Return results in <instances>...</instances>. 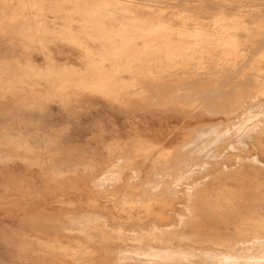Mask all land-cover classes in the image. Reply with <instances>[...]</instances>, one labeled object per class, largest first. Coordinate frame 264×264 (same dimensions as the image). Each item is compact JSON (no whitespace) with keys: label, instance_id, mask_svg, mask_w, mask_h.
Masks as SVG:
<instances>
[{"label":"rangeland","instance_id":"1","mask_svg":"<svg viewBox=\"0 0 264 264\" xmlns=\"http://www.w3.org/2000/svg\"><path fill=\"white\" fill-rule=\"evenodd\" d=\"M261 1L0 0V146L13 152L12 136L38 130L62 148L31 139L0 158V211L29 227L0 239L10 264H127L137 242L119 236L152 224L148 204L178 235V264H264V246L248 257L243 242L255 230L264 241ZM151 15L163 19L159 30L135 36ZM100 80L105 90L94 88ZM23 97L35 101L15 106ZM239 118L247 124L238 137L219 126L195 131ZM135 140L157 148L144 153ZM116 141L125 147L113 153L106 145ZM231 153L240 155L221 164ZM197 154L200 166L178 183L171 165ZM89 213L107 232L85 230Z\"/></svg>","mask_w":264,"mask_h":264},{"label":"bare ground","instance_id":"2","mask_svg":"<svg viewBox=\"0 0 264 264\" xmlns=\"http://www.w3.org/2000/svg\"><path fill=\"white\" fill-rule=\"evenodd\" d=\"M259 1V0H258ZM262 1L260 0V3H261ZM216 3V2H215ZM257 3V2H256ZM259 3V2H258ZM264 4V3H263ZM104 5V4H103ZM2 6V5H1ZM191 7V6H190ZM6 8V7H5ZM42 8V7H41ZM245 8V7H244ZM263 8V7H262ZM261 7H260V9H262ZM258 9V8H257ZM231 11V10H230ZM5 13V12H4ZM257 15H255V20H258V19H256L257 17H256ZM211 17V16H210ZM258 18H260L261 19V17H258ZM244 19V18H243ZM246 19V18H245ZM141 20V22L143 23V25L144 24H146V23H148V24H151L152 26H146V27H144V28H140L139 30H137V34L135 35V36H142V35H146V36H148V37H150L151 38V32L152 31H157V30H159V28L161 27V23H163V19H160V18H154V17H152V15L151 16H148V17H146V18H144V19H140ZM139 21V20H138ZM247 23H249V22H247ZM139 24V23H138ZM136 26V25H135ZM137 27V26H136ZM124 31H126V30H134L133 28H130V26L128 27V25H126V24H123V26L121 27ZM137 29V28H136ZM259 29V28H258ZM121 30V29H120ZM131 31V32H132ZM130 32V31H129ZM183 35V34H182ZM188 35H189V33H188ZM184 36V35H183ZM190 36H192V35H190ZM239 36H240V34H239ZM33 37H34V35H33ZM187 39V38H186ZM263 39V38H262ZM261 39V40H262ZM256 40H258V39H256ZM264 40V39H263ZM184 41H186V40H184ZM189 42V41H188ZM187 42V43H188ZM249 43V42H248ZM255 43V42H254ZM260 44L261 43H263L262 41L261 42H259ZM264 44V43H263ZM262 45V44H261ZM184 46H186V44L184 43ZM189 46V45H188ZM257 46V45H256ZM258 46H259V44H258ZM257 46V47H258ZM187 47V46H186ZM256 49H259V48H256ZM199 50V49H198ZM225 50V49H224ZM260 50V49H259ZM257 51V50H256ZM200 52H202V51H200ZM236 52V51H235ZM234 52V53H235ZM255 52V51H254ZM14 53V52H13ZM206 54H207V51H206ZM224 53H223V51H222V55H223ZM228 54V53H227ZM240 54H241V52H240ZM250 54H251V52H250ZM249 54V55H250ZM254 54V53H253ZM206 56V55H205ZM229 56H230V54H229ZM236 56V55H235ZM239 55L237 54V56L236 57H238ZM249 57V56H248ZM33 60H34V58H33ZM230 60V59H229ZM241 61V60H240ZM244 61V60H243ZM35 62V61H34ZM238 62V61H237ZM236 62V63H237ZM182 63V62H181ZM239 63V62H238ZM29 67L31 68V69H33V70H35V71H38V72H48V73H51L52 71L51 70H49V69H46L45 68V71H42L40 68H38L37 67V65L36 64H32L30 61H29ZM69 68V67H68ZM68 68H65L64 67V69H68ZM237 68V67H236ZM256 74V73H255ZM1 76V75H0ZM3 76V75H2ZM6 77H7V75H5ZM10 76H12V75H10ZM21 76V75H20ZM263 77V76H262ZM1 79H3L2 77H1ZM0 79V80H1ZM8 79V78H7ZM15 79V78H14ZM53 79V78H52ZM2 81V80H1ZM10 81V80H9ZM14 81V80H13ZM109 81V80H108ZM264 82V81H263ZM254 85V84H253ZM106 86H107V83L106 82H104V81H99L98 83H96L95 85H94V88L95 89H106ZM264 87V86H263ZM13 93V92H12ZM11 93V94H12ZM254 94V93H253ZM96 97V96H95ZM216 98V97H215ZM22 100H18V102H17V105H15V104H11V110H14V109H16V108H14L15 106H22V105H24V103L25 104H27V103H33L34 101H35V99L34 98H32V97H23V98H21ZM100 99V98H99ZM203 99V98H202ZM38 100V99H37ZM65 100V99H64ZM245 100V99H244ZM116 101V100H115ZM240 101V100H239ZM238 101V102H239ZM242 102V101H241ZM240 102V103H241ZM13 105H15V106H13ZM244 105V103H242L240 106L242 107ZM239 106V107H240ZM238 108V107H237ZM234 109V108H233ZM232 109V110H233ZM4 110V109H3ZM6 110V109H5ZM11 110L9 111V112H6V113H4V114H7V115H10V116H12L13 115V117L14 118H16L17 116V114H16V112H11ZM219 110V109H218ZM38 113V112H37ZM244 117V116H243ZM263 117V116H262ZM238 118V117H237ZM259 119H257V121H258ZM254 122V121H253ZM260 122H261V120H260ZM246 122L244 121V118H239V119H236V120H232V121H230L229 123H225L224 121H223V123H219L218 125H216V122L215 123H209V124H203V125H198L196 128H195V131L196 130H200V129H202V130H208V129H210V128H212V127H214V126H219V127H221V128H227V131L230 133V138H234V137H238V136H241L242 134H243V130H242V128H244L245 127V125H243V124H245ZM247 124V123H246ZM249 125H251V124H249ZM250 127V126H249ZM13 130V129H12ZM15 130V129H14ZM264 130V129H263ZM14 132H16V130L14 131ZM227 132V133H228ZM264 132V131H263ZM260 134V133H259ZM262 134V133H261ZM264 134V133H263ZM262 134V135H263ZM70 136V135H69ZM9 137H11V136H9ZM12 137H15V140H13V141H15V143H16V147H15V150L12 152V151H6L4 148H3V146H0V158H2L3 157V155H6V154H11V153H17V152H20V149H21V143H23V144H29L30 145V140L32 139L33 141H34V143H36V145L38 146V148L39 149H46V150H48V151H51V152H57V151H59V150H62V148L60 147V145L58 144V139H57V137H56V135H54V134H51V133H49V132H47V133H43V134H39V132H38V130H34L33 132L31 131V133H29V131H28V133H24V132H22V131H19L15 136H12ZM9 139V138H8ZM14 139V138H13ZM11 140V139H10ZM142 140V139H141ZM2 142V141H1ZM32 142V141H31ZM135 142V144L136 145H138V150H140V151H143L144 153H150L151 154V152L154 150V149H156L157 147H156V145L155 144H153V143H151V144H149V145H142L139 141H134ZM10 144H12L11 142H9ZM14 143V144H15ZM133 143V142H132ZM4 144H6V143H4ZM61 144V143H60ZM68 144H70V143H68ZM255 144H257V147L260 149V152L262 153V154H264V141L263 140H260V139H258L257 138V140H256V143ZM9 145V144H8ZM64 145V144H63ZM122 145V144H121ZM120 145V142H118V141H116V142H112V143H109V144H107L106 145V148L107 149H109L111 152H117L118 150H120L121 149V146ZM130 145H133V144H131L130 143ZM7 146V145H6ZM10 146V145H9ZM13 146V145H12ZM12 146H10V147H12ZM70 146H71V144H70ZM68 147V146H67ZM72 148H73V144H72V146H71ZM71 147L70 148H68L67 150H69V149H71ZM78 147H80V146H78ZM123 147H125V146H123ZM122 147V148H123ZM66 148V147H65ZM76 149H74V150H77V147H75ZM127 148V147H126ZM126 148H124V149H126ZM130 148V147H129ZM219 148V150H220V152H222V150H223V146L221 145V147L219 146L218 147ZM6 149H7V147H6ZM30 149V148H29ZM199 149V148H198ZM66 150V149H65ZM64 150V151H65ZM66 150V151H67ZM73 150V151H74ZM123 150V149H122ZM133 150V149H132ZM243 150H245L246 152H248V151H250V148H249V146H248V144L247 143H245V145H244V149ZM27 151V150H26ZM32 151V150H31ZM42 151V150H41ZM65 151V152H66ZM69 151H71V150H69ZM154 152V151H153ZM147 154H145V155H147ZM144 155V156H145ZM161 155L162 156H167L165 153H163V151L161 150ZM237 155H240V154H237V153H231V156L229 155H227V157H224L223 156V159H224V161L221 163V164H223L224 162H228L230 159H232V157H238ZM6 156H8V155H6ZM122 156V155H121ZM124 156V155H123ZM130 156V155H129ZM135 156V155H134ZM133 156V157H134ZM200 156L201 155H199V154H197L195 157L194 156H191V159H189V160H185V158H183V159H179V161L177 162V163H173V165H171V167L172 168H174V169H176V170H179V174H181V177H178V179H177V181H178V183H179V181L180 180H182V179H184V177H185V175H187V174H193L194 172H188V171H186V167L188 168H190V169H192V168H195V167H198V166H200L199 164H197V163H195L194 162V160L196 159V157H199L200 158ZM5 157V156H4ZM156 157V156H155ZM127 158V157H126ZM167 158V157H166ZM121 159V158H120ZM124 159H125V157H124ZM253 159V158H252ZM254 159L256 160V161H259L258 160V157H254ZM263 159V158H262ZM264 160V159H263ZM70 161V160H69ZM181 161V162H180ZM123 162V161H122ZM125 162V161H124ZM75 163H77L78 164V162H76L75 161ZM92 163V162H91ZM118 163V162H117ZM89 164H90V162H89ZM121 164V163H120ZM123 164V163H122ZM122 164L120 165V166H122ZM66 165H67V163H66ZM70 165V164H69ZM75 165V164H74ZM73 165V166H74ZM90 165H92L93 166V164H90ZM126 165H127V163H126ZM78 166V165H77ZM124 166V165H123ZM227 166V165H226ZM68 167H70V166H68ZM79 167V166H78ZM126 167V166H125ZM227 167H229V166H227ZM74 168V167H73ZM82 168V167H81ZM225 168V167H224ZM76 169V168H75ZM85 170V169H84ZM99 181V180H98ZM97 181V182H98ZM168 183V182H167ZM198 201V200H197ZM139 203V202H138ZM125 204H127L126 202H125ZM133 204V203H132ZM195 204V203H194ZM124 205V204H123ZM128 206H130V205H128ZM145 207V209H146V214L148 215V216H154L155 217V219H154V221L152 222V224H150V226H143V227H141L140 229H138V230H136V229H134V230H132V233H130L129 235H123V236H119V238H123V239H131V240H135L137 243L136 244H134V249H133V251H131V256L133 257V261H130L129 263H127V264H178L179 263V261H176L173 257H175L174 256V251H173V249H172V245H173V242H174V239H175V236H174V234H170V230H169V228H166L164 225H162L161 223H159V222H164V221H166L168 218H167V215H166V213H164V211H156V210H154V209H152V207L150 206V204H148V205H145L144 206ZM89 215H90V217H91V213H89ZM89 215H86V216H89ZM93 216V218L94 219H92V218H90V220L92 219L93 220V222H95V220H96V224H92L93 222H91V224L89 223V224H87V225H85L84 227L86 228L85 230H93V231H96V233H98V235L100 236V234L103 232V233H105V232H107V227H108V225H107V223H105V220H104V217L103 216H101V215H96V214H94V215H92ZM79 218V217H78ZM87 219H89V217H86ZM187 218V217H186ZM153 220V219H152ZM85 221V220H84ZM147 221V220H146ZM172 221V220H171ZM80 222V221H79ZM86 223V222H85ZM169 223V222H168ZM80 224H81V222H80ZM147 224V223H146ZM77 226H79L78 224H76ZM120 226V225H119ZM81 227V226H80ZM83 227V226H82ZM116 227V226H115ZM175 227V226H174ZM174 227H170V228H173V229H175ZM75 229H78L77 227H74ZM73 228V229H74ZM113 228V227H112ZM81 228H79V230H80ZM120 229V228H119ZM121 229H122V226H121ZM177 229V228H176ZM179 229V228H178ZM78 230V231H79ZM123 230H127V229H123ZM181 230V229H180ZM122 231V230H121ZM129 231H131V229L129 230ZM120 231L118 230V233H119ZM126 232V231H125ZM179 232V231H178ZM195 232V231H194ZM194 232H193V234H194ZM256 232H257V230H255V232L252 234V233H247V237L245 238V241H243L244 243H248V247H246V248H250V251H251V253L250 254H247V256L249 257V256H256V255H260L259 254V252L257 251L258 250V248H256L258 245H261V246H264V241H263V239H261V240H259L260 239V237L259 236H257L256 235ZM87 233V232H86ZM85 233V234H86ZM102 233V234H103ZM127 233V232H126ZM173 233V232H172ZM180 233V232H179ZM192 233V232H191ZM91 234V233H90ZM178 234V233H177ZM172 235V236H171ZM182 235V234H181ZM102 236V235H101ZM176 237H178V235L176 236ZM180 237V236H179ZM186 237V236H185ZM190 237H192V236H190ZM189 238V237H188ZM105 239V238H104ZM110 239V238H109ZM203 240H205V239H203ZM196 241H197V239H196ZM197 242H200V241H197ZM232 246V245H231ZM231 246H230V248H231ZM234 247V246H233ZM253 248H254V250H253ZM233 249V248H232ZM231 249V250H232ZM71 251V250H70ZM244 251V250H243ZM249 251V252H250ZM76 252V251H75ZM261 252H263V255H264V250L263 251H261ZM219 255H221V256H219L218 258H223L224 259V257H225V259H229V258H227L225 255H223V254H219ZM239 255H241V254H239ZM166 256H169V257H166ZM127 258H130V257H127ZM126 262V261H125ZM195 262V261H194ZM200 262V261H199Z\"/></svg>","mask_w":264,"mask_h":264},{"label":"crops","instance_id":"3","mask_svg":"<svg viewBox=\"0 0 264 264\" xmlns=\"http://www.w3.org/2000/svg\"><path fill=\"white\" fill-rule=\"evenodd\" d=\"M5 212L0 211V239L5 236L17 238L21 233H29V227L26 221H20L18 217L9 214L7 218ZM11 256L5 249L0 250V264H10Z\"/></svg>","mask_w":264,"mask_h":264}]
</instances>
